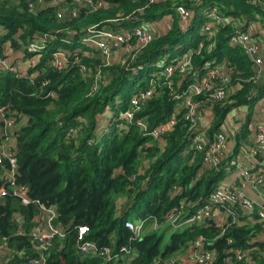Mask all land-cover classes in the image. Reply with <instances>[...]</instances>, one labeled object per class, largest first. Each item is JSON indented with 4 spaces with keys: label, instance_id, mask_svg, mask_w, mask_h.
I'll list each match as a JSON object with an SVG mask.
<instances>
[{
    "label": "trees",
    "instance_id": "16d2710c",
    "mask_svg": "<svg viewBox=\"0 0 264 264\" xmlns=\"http://www.w3.org/2000/svg\"><path fill=\"white\" fill-rule=\"evenodd\" d=\"M37 1L0 4V59L7 51L18 55L12 66L0 71V108L15 120L6 130L7 143L16 148V181L28 188L31 198L25 204L12 193L0 197V264H30L42 256L47 264H168L199 237L216 250L207 264H247L249 255L238 261L229 253L232 249H250V259L264 264V243H250L261 232V223L222 231L200 225L172 228L166 218L181 204L193 214L226 173L222 162L208 165L205 151L191 147L192 120L185 118L190 107H180L174 94L187 91L208 64L229 68L231 89H238L193 115L201 129L208 124L202 119L210 116V135L256 89V99L264 97V80H253L250 56L243 47L230 45L236 33L248 29L264 41V0H102L103 6L93 0L84 8L65 10L62 17L58 12L63 0ZM181 6L192 13L187 28L181 26ZM161 22H167L166 30L151 28ZM96 24L116 33L147 28L152 38L146 44L133 38L115 61L82 43ZM36 40L41 47L31 52ZM210 93L204 90L193 100L198 103ZM136 94L145 98L135 108ZM176 110L174 129L155 138L151 131ZM127 111L131 118L123 116ZM237 145L239 141L235 150ZM9 167L7 160L0 166V189L12 188L2 177ZM41 205L56 209L54 224L65 236L45 243L35 237ZM132 212L138 220L146 219L138 238L125 225ZM254 216L258 218L257 212ZM80 224H86L85 239L95 242L97 250H79ZM105 248L114 260L102 254Z\"/></svg>",
    "mask_w": 264,
    "mask_h": 264
},
{
    "label": "built area",
    "instance_id": "2783aa9c",
    "mask_svg": "<svg viewBox=\"0 0 264 264\" xmlns=\"http://www.w3.org/2000/svg\"><path fill=\"white\" fill-rule=\"evenodd\" d=\"M4 1H8L9 4L18 5L21 0H0V4ZM25 1V0H24ZM28 2L30 0H27ZM41 3L40 0L37 1ZM83 5L84 8L87 4H93V0H81L75 2L74 0H63V8L59 10L58 16L62 17L64 11L72 8H79ZM106 5V1L100 0L98 5ZM30 7L35 10L36 4L31 2ZM183 22L181 26L187 28L189 21L191 20L192 13L187 8L180 7ZM76 13L74 12V15ZM214 16L213 12L208 14ZM219 21L226 24L227 22L221 16H215ZM99 24L93 25L88 29L87 37L82 40V43L99 48L104 57L110 58V53L118 54L120 49L127 50L131 47L128 42L133 38L137 39L138 44H146L151 38V32L147 28H135L133 30H127L124 33H116L111 31L110 28H99ZM238 32L230 40V45H239L243 47L246 53L250 56L253 62L252 68L255 71L253 80L260 82L264 80V41L261 42L257 37L254 36L256 31ZM3 33L0 28V34ZM261 33V31H260ZM264 38V35L262 36ZM9 44L8 42H6ZM131 44V43H130ZM40 41L36 40L29 47L31 52L40 49ZM126 50V51H127ZM78 50H76L77 52ZM18 55L12 56L11 51H7L6 57L0 59V71H4L14 64L15 59ZM122 57V56H121ZM114 60V57H111ZM63 62L66 58H61ZM30 62L34 63L35 58L29 59ZM57 65H62L59 61H56ZM17 69V65L12 67ZM167 71L171 73V68H167ZM230 70L223 64H208L202 70H199L201 76L196 75L195 81L192 83L190 88L181 93H175L174 97L179 100L180 107L182 104L190 107V112L186 115V119L190 118L192 123L190 130L193 135L189 137L191 140V147L198 150L205 151V162L208 165L217 166L220 162L223 163L225 169V177L220 182L219 186L214 189L211 193L209 200L202 206H200L193 214L189 216V212L186 209V204L170 209L167 214V222L171 224L172 228L190 227L193 225H200L202 227L216 226L222 228L225 231L228 227L233 225H244V224H262V230L251 244L257 240L264 243V126L257 129L254 136L253 144L247 142L241 143L238 150L235 147L232 148L229 144L228 132L226 131V125H222L220 130L213 135H210L207 129L211 128V122H208L206 128L201 129L198 127V122L193 117L194 113L203 108L208 102H211V107L217 103L223 102L229 95L230 90L238 89L236 86L231 89L230 79L228 78ZM198 76V77H197ZM222 79L221 82H217V79ZM204 90L210 91L208 97L204 100H200L198 103L193 100V96L200 95ZM150 94V92L148 93ZM185 96V97H183ZM258 96L257 89L250 95L248 102L262 101L264 97L256 99ZM183 97V98H182ZM145 96H138L137 94L132 98V104L136 108L144 100ZM212 113V111H211ZM177 110L172 113L168 121L160 124L158 127L151 131V134L155 138L161 139L162 135L167 131L174 129L177 123ZM124 117L131 118L132 112L127 111L123 114ZM15 123L14 119H9L7 112L0 108V166L7 160L10 163V167L6 168V171L2 177L11 184V189L7 187H1L0 197L12 193L20 196L25 204L31 202V198L28 195V188L25 185L18 184L15 178L17 172V157L16 148L14 143H7L8 131L6 130ZM139 125H143L142 122H138ZM5 136L7 138H5ZM2 138H5L6 142L3 143ZM42 214L37 217L40 220V226L35 229L34 235L40 241L45 243L46 241L52 240L56 235L65 236L63 230L54 224V218L57 217V212L54 207H46L41 205ZM257 212L258 218L254 216ZM41 217V218H40ZM36 219V220H37ZM126 227L130 228L134 237L138 238L145 230L146 219L138 221L126 220ZM157 228V222H155ZM79 232V250L81 253H90L97 250L95 242L85 239L88 234V228L86 224H80L78 226ZM255 232V231H254ZM209 244H206L203 237H199L187 250L183 251L182 254H177L170 260L168 264H207L214 260L215 249L208 248ZM194 248V249H192ZM125 250V247L121 248ZM242 249L230 250L238 261H243L249 255L247 264H257L256 261L250 259V249L247 252ZM185 253V254H184ZM105 255L107 260L112 261L116 258L110 248H105L102 253ZM47 257L42 256L39 260L32 259L30 264H47Z\"/></svg>",
    "mask_w": 264,
    "mask_h": 264
},
{
    "label": "crops",
    "instance_id": "0c3cea01",
    "mask_svg": "<svg viewBox=\"0 0 264 264\" xmlns=\"http://www.w3.org/2000/svg\"><path fill=\"white\" fill-rule=\"evenodd\" d=\"M167 27V22H161L160 24L155 23L151 26L153 30L162 31L166 30ZM233 110L236 111L237 115L240 114L238 119L232 117L231 112ZM233 110L227 115L224 122V125H226V131L228 132L230 146L232 148L236 147L237 141H239L240 145L244 142L253 144L257 129L264 126V102L252 100L234 108ZM210 121L211 118L208 116L205 119H202V124L204 125ZM245 125H247L248 128H246ZM238 147L239 146L237 145V149Z\"/></svg>",
    "mask_w": 264,
    "mask_h": 264
},
{
    "label": "rangeland",
    "instance_id": "374dc122",
    "mask_svg": "<svg viewBox=\"0 0 264 264\" xmlns=\"http://www.w3.org/2000/svg\"><path fill=\"white\" fill-rule=\"evenodd\" d=\"M75 2H80L81 0H74ZM81 7H83V5L81 4ZM126 50H127V48L124 50V52H123V50L122 49H120V52L118 53V54H115V53H110V55H109V57L111 58V57H114L115 59H121V56H123L124 55V53L126 52ZM119 60H115V61H119ZM231 115H232V117L233 118H236V119H238L239 117H240V114H238L237 115V113H236V111L235 110H233L232 112H231ZM107 116L108 115H104V116H102V117H106L107 118ZM103 126H104V129H106L107 128V124H106V122H104L103 123ZM130 219H132V220H138V219H140L139 217L140 216H137L135 213H131L130 214ZM134 216V217H133Z\"/></svg>",
    "mask_w": 264,
    "mask_h": 264
},
{
    "label": "clouds",
    "instance_id": "9594fccd",
    "mask_svg": "<svg viewBox=\"0 0 264 264\" xmlns=\"http://www.w3.org/2000/svg\"><path fill=\"white\" fill-rule=\"evenodd\" d=\"M249 101V100H248ZM224 124V123H223ZM128 220V219H127ZM183 252V251H182Z\"/></svg>",
    "mask_w": 264,
    "mask_h": 264
}]
</instances>
